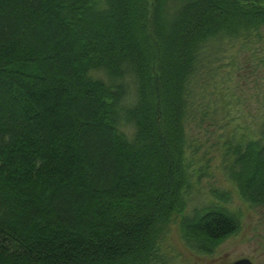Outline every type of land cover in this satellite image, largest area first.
I'll list each match as a JSON object with an SVG mask.
<instances>
[{"label": "trees", "instance_id": "16d2710c", "mask_svg": "<svg viewBox=\"0 0 264 264\" xmlns=\"http://www.w3.org/2000/svg\"><path fill=\"white\" fill-rule=\"evenodd\" d=\"M263 54L264 0H0V264L212 254L241 225L220 189L188 210L201 137L264 207V89L229 111Z\"/></svg>", "mask_w": 264, "mask_h": 264}, {"label": "rangeland", "instance_id": "374dc122", "mask_svg": "<svg viewBox=\"0 0 264 264\" xmlns=\"http://www.w3.org/2000/svg\"><path fill=\"white\" fill-rule=\"evenodd\" d=\"M257 57H260V55ZM262 59H264V56ZM256 63L253 62L251 65L249 63L244 64L245 66L240 70L245 74L243 76V82L237 81V78H234V73L231 76L233 78L231 80L232 83L230 85L232 87L230 90H233L235 97L240 99V105L232 106L229 111L232 117L238 118V121L242 125L244 123L249 124L250 117L255 115V112L258 110L259 103L255 100L257 96L254 91L264 89V60L258 64ZM261 98H264V93ZM235 107H237L236 110ZM212 134V136L208 137L210 141L213 140L212 137L216 133ZM235 134H238V131ZM201 139L205 142L202 144L201 150L209 154L208 158L210 157L208 163V170H210L209 173L202 176L199 190H194L188 210L190 211L196 205L201 206L205 202L213 201L215 203V200L217 201L219 199L215 194L211 195L210 190L220 189V192L223 191L227 194L230 208L234 212H238L241 229L237 234L229 236L224 242L217 245L212 254L199 256L177 245L176 249L180 250L181 255L170 263L231 264L239 261V259H247L250 264H264V207L253 206L239 198L237 192H235L231 183L228 181V178H226V174L219 169V149L215 147L209 148V143L206 142V139L204 140L203 137ZM178 221L179 219L170 227L171 236L174 241H177Z\"/></svg>", "mask_w": 264, "mask_h": 264}, {"label": "water", "instance_id": "95a60500", "mask_svg": "<svg viewBox=\"0 0 264 264\" xmlns=\"http://www.w3.org/2000/svg\"><path fill=\"white\" fill-rule=\"evenodd\" d=\"M231 264H250V262L247 259H239V261H235Z\"/></svg>", "mask_w": 264, "mask_h": 264}]
</instances>
